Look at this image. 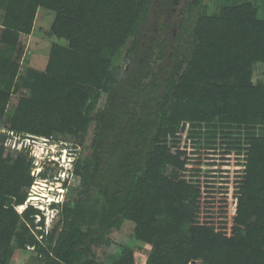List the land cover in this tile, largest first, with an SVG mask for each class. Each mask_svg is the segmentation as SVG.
Masks as SVG:
<instances>
[{
  "label": "trees",
  "instance_id": "obj_1",
  "mask_svg": "<svg viewBox=\"0 0 264 264\" xmlns=\"http://www.w3.org/2000/svg\"><path fill=\"white\" fill-rule=\"evenodd\" d=\"M152 1L0 0V264L28 247L40 264H134L133 249L110 236L125 221L133 239L150 246L145 264H264V81L253 80L255 64H264V0H219L214 12L204 0H188L180 35L188 47L138 112L124 67ZM38 8L54 12L48 35L66 42L50 45L41 70L23 66L20 40L32 33ZM236 29L250 44L237 59L236 90H201L212 43ZM91 125V155L72 170L79 184L50 203L58 219L45 232L39 208L17 210L35 181L33 161L26 146L6 148V135L85 136ZM181 137L241 161L235 216L210 210L213 220L230 224V237L196 223L197 170L188 178L166 175L168 167L185 168L172 151Z\"/></svg>",
  "mask_w": 264,
  "mask_h": 264
},
{
  "label": "rangeland",
  "instance_id": "obj_2",
  "mask_svg": "<svg viewBox=\"0 0 264 264\" xmlns=\"http://www.w3.org/2000/svg\"><path fill=\"white\" fill-rule=\"evenodd\" d=\"M218 3L219 0H204L203 5L206 11L214 12L219 7ZM258 3L260 4V12L263 14L264 2ZM43 13L49 15V18L44 24L40 18ZM53 16L54 13L52 11L39 8L34 22L33 32L30 35L21 36L20 40L24 46L23 66L27 64L40 70L45 67L50 45L53 43V40H57L55 37H50L48 35ZM59 42L65 43V40L61 39ZM124 53L125 49L122 51V55L119 58L122 62ZM133 57L124 67L125 75H127V72L134 66ZM253 80L254 82L257 80L264 81L263 63L258 62L255 64ZM122 94H124L123 91L118 96L117 101H119ZM16 96H19V94H16ZM92 138L93 125L90 126L85 136L55 134L50 139L38 137L35 140H22V138L19 139V137H15L10 133L6 135L4 140L6 148L19 149L21 146H26L29 151V156L33 161L31 174L35 176V181L28 190V197L26 199V202H28L22 205V207L18 206L17 210L21 212L28 203L39 208L44 216L45 232L49 231L58 219L59 209L50 206L52 202L51 199L61 203L67 196L74 193V187L79 184L78 178L72 174L74 162L79 158L89 157L91 155ZM51 142L55 143L54 146H51L53 150H56L57 147H66V151L63 152L64 154L61 155L58 160L48 162V160L45 159V155L48 152V144ZM181 145H183L185 149L191 147V151L189 152L191 155L189 157H186L187 153L181 156L184 158L186 164L185 168L177 171L168 167L166 175L179 179L181 176L190 177L191 174L197 170L199 174L197 176L198 184L203 182L205 186L211 187L209 190L214 193L212 198L217 204V202L221 201L220 198H222L219 197L220 188H223L225 191L228 189L231 190L232 187H235V182L240 180L237 176H239L238 170L241 168V161L233 152L229 154L225 153L226 151L223 147L212 149L209 146H205L201 139L184 140V138L181 137L177 146ZM69 153L71 154L70 157L68 155ZM235 166H238V169H236ZM42 171L45 172L44 178L39 176V173ZM221 177L223 179H221ZM205 181L209 183L206 184L204 183ZM30 194L47 195V198L46 200L40 199L41 201L32 200ZM53 194L56 195L53 196ZM216 204L214 207H217ZM38 220L39 217H36L35 222ZM110 236L112 240L118 242V244L128 245L133 249L134 264H145L150 246L142 242H136L133 239L132 225L129 221H125L119 230H113ZM9 264H40L39 254L30 247H28L26 251L15 250L9 260Z\"/></svg>",
  "mask_w": 264,
  "mask_h": 264
},
{
  "label": "flooded vegetation",
  "instance_id": "obj_3",
  "mask_svg": "<svg viewBox=\"0 0 264 264\" xmlns=\"http://www.w3.org/2000/svg\"><path fill=\"white\" fill-rule=\"evenodd\" d=\"M188 0H153L135 44L134 66L127 72L134 85L138 112L142 100L154 95L177 69L176 55L188 47L180 42L181 31L189 24L186 16ZM185 25V26H184ZM126 75V76H127ZM126 98L122 94L119 103ZM158 99V97H157ZM153 102V101H152Z\"/></svg>",
  "mask_w": 264,
  "mask_h": 264
},
{
  "label": "built area",
  "instance_id": "obj_4",
  "mask_svg": "<svg viewBox=\"0 0 264 264\" xmlns=\"http://www.w3.org/2000/svg\"><path fill=\"white\" fill-rule=\"evenodd\" d=\"M249 46L248 39L242 36L239 29L224 32L219 39H216L211 45V65L208 66L204 80L201 82V90H236L235 72L237 59L240 56H247ZM260 91L263 90L261 89ZM178 135H181V132ZM190 148L185 149L181 145L172 147V151L179 153L180 159L184 161V158L181 156L187 153L186 157H189L191 155L189 153L191 151ZM235 168L238 169V166H235ZM180 178L188 177L181 176ZM221 179L223 178L221 177ZM204 183L207 184L209 182L205 181ZM199 188L201 197L195 205L196 223L200 226H210L213 231L224 232V235L230 237L232 235L230 224L224 227L219 219L213 220L210 216V210L216 209V211H220L231 220L236 214L237 197L235 192L240 188V182H235V187H232L231 190L225 191L223 188H220L219 197L222 198H220L221 201L217 202V204L213 201L212 197L214 193L209 190L211 189L210 186L207 187L202 182L199 184ZM30 196L33 198V195L30 194ZM215 204L217 207H214Z\"/></svg>",
  "mask_w": 264,
  "mask_h": 264
},
{
  "label": "clouds",
  "instance_id": "obj_5",
  "mask_svg": "<svg viewBox=\"0 0 264 264\" xmlns=\"http://www.w3.org/2000/svg\"><path fill=\"white\" fill-rule=\"evenodd\" d=\"M55 145V143L54 142H51V143H49L48 144V152H47V154L45 155V159H47L48 160V162H51L52 160H58V158L61 156V155H63L64 153L63 152H65L66 151V147H60V148H56V150H53V148L51 147V146H54ZM69 155V157L71 156V154L69 153L68 154ZM51 157V158H50ZM61 189V188H60ZM56 194H53V196H55ZM57 195H58V193H57ZM43 200V199H42ZM39 201H41V200H39ZM51 201L53 202V201H55V200H52L51 199ZM51 202V203H52Z\"/></svg>",
  "mask_w": 264,
  "mask_h": 264
},
{
  "label": "crops",
  "instance_id": "obj_6",
  "mask_svg": "<svg viewBox=\"0 0 264 264\" xmlns=\"http://www.w3.org/2000/svg\"><path fill=\"white\" fill-rule=\"evenodd\" d=\"M38 9H39V8H38ZM37 12H38V10H37ZM53 13H54V12H53ZM36 16H37V14H36ZM40 18L42 19L41 21H42L43 24H44V22H46L47 19L49 18V15L43 13V14L40 16ZM53 18H54V16H53ZM53 18H52V21H53ZM35 20H36V18H35ZM52 21H51V23H52ZM34 22H35V21H34ZM51 23H50V25H51ZM49 28H50V26H49ZM33 30H34V26H33ZM33 30H32V32H33ZM53 37H54V36H53ZM55 38H56V37H55ZM56 39H57V38H56ZM59 40H61V39L53 40L52 42H57V43L62 44V45H65V44H66V42H65V43H60Z\"/></svg>",
  "mask_w": 264,
  "mask_h": 264
},
{
  "label": "bare ground",
  "instance_id": "obj_7",
  "mask_svg": "<svg viewBox=\"0 0 264 264\" xmlns=\"http://www.w3.org/2000/svg\"><path fill=\"white\" fill-rule=\"evenodd\" d=\"M43 194V193H42ZM34 195V194H33ZM19 207H22V206H19Z\"/></svg>",
  "mask_w": 264,
  "mask_h": 264
}]
</instances>
